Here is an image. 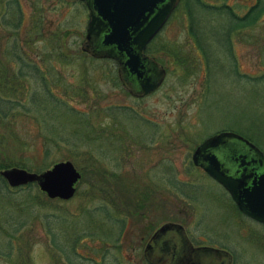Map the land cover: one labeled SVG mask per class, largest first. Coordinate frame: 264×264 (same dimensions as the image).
Returning a JSON list of instances; mask_svg holds the SVG:
<instances>
[{"label": "rangeland", "instance_id": "rangeland-1", "mask_svg": "<svg viewBox=\"0 0 264 264\" xmlns=\"http://www.w3.org/2000/svg\"><path fill=\"white\" fill-rule=\"evenodd\" d=\"M18 1L23 18L15 38L0 22V58L7 57L2 46L14 39L36 60L45 74L43 85L58 103L44 97L33 76H19L20 64L0 60V88L22 106L15 116L24 115L2 124L12 127L23 146L2 141L0 148L7 146L0 156L19 158L34 172L69 160L81 179L67 200L45 196L48 201H42L34 183L28 190L0 193V264L140 263L130 257V240L176 213L188 233L231 249L234 264H264V229L238 212L227 192L190 161L196 145L226 128L264 155V11L253 25L231 34L228 53L224 35L212 26L225 24L224 17L191 0L193 15L212 24L206 62L178 2L147 46L164 68V78L158 88L134 97L119 84L112 60L81 50L87 20L82 2ZM202 1L237 15L264 5V0ZM98 162L108 172L127 176L132 186L148 188L146 208L133 206L141 196L132 186L127 189L131 205L126 195L117 194L119 186L99 189L104 180L86 174ZM157 203L164 206L162 216L149 210Z\"/></svg>", "mask_w": 264, "mask_h": 264}, {"label": "water", "instance_id": "water-1", "mask_svg": "<svg viewBox=\"0 0 264 264\" xmlns=\"http://www.w3.org/2000/svg\"><path fill=\"white\" fill-rule=\"evenodd\" d=\"M81 1L87 10L81 50L95 58L115 60L121 83L128 86L130 74L139 95L157 88L165 72L152 56L144 54V49L179 0ZM231 145L244 148L236 151ZM190 160L227 192L241 213L264 226V155L255 145L223 130L195 146ZM0 175L10 187L34 183L47 198L60 200L73 196L80 178L69 160L54 162L38 172L15 166L2 168Z\"/></svg>", "mask_w": 264, "mask_h": 264}, {"label": "trees", "instance_id": "trees-1", "mask_svg": "<svg viewBox=\"0 0 264 264\" xmlns=\"http://www.w3.org/2000/svg\"><path fill=\"white\" fill-rule=\"evenodd\" d=\"M190 3H191V0H179L178 7L177 6L176 7L178 9H180V11H182L184 16L187 18L189 33L192 32V35L195 39L196 47H198L202 51V53L204 54V59L207 62L206 50H207L208 45L210 44L209 42L212 41V38H213L212 35H214L212 30L210 31V27H211L210 25H212V24L209 25L206 23L205 19H203V18L200 19V17L193 15ZM192 3L199 5L200 7H202V6L203 7H209L210 11H213V12L217 13L218 15H220L221 17H224L225 24L222 23V26H221L217 22L212 26L214 28H219L220 32L224 35L225 43H227V52L228 53L229 52L231 53V49H230L231 42L229 39L231 34L238 31L241 28H245V27H249V26L253 25L254 22L256 21L257 17L259 16V14L262 11H264V5L259 6V4H256L255 7H250L242 15H237V14L233 13L231 10H229L224 5L223 6H221V5L213 6L209 3L203 2L202 0H193ZM0 5H1V11H2V12H0V14H1L0 15V22H2V25H4L5 28L9 27L10 29H12L13 36L15 38V33L18 31V26L21 23V20L23 18V12L20 9L19 1L18 0H0ZM199 20L201 23L199 22ZM205 28H206V34L205 35L204 34L199 35V32L201 30H204ZM209 35H211V38H209ZM210 39H211V41H210ZM28 41H30V43H31L30 39ZM203 41H206V43H204ZM218 45L221 46L219 43H218ZM0 46H1V41H0ZM147 48H146V52L148 54H152L153 52L151 51V53H150ZM1 50L5 51V55L7 57H6V59L0 58V60H4V62L7 61L9 63L11 61H15L18 64H20L21 68L18 71L19 76H22V77H25L27 75L33 76L35 79H37V81H39V84L41 85V89L44 93V97L46 99L49 98L50 100H55L56 103H58V101L53 96H51L49 94V92H48L49 87L46 85L45 86L43 85L44 81H45L44 80L45 74L43 71H41L39 69L38 65L36 63H34V62H36V60L34 59V61H33L27 52L21 51L22 49L16 45L14 39H12L11 44L7 45V43H6L4 46H2ZM173 53H174V56L177 57V59H181V60L185 59V58L181 57L182 54H178L177 52H173ZM40 54H42V52ZM152 56L159 62V60L156 58V56H154V55H152ZM3 66H5V64H3ZM116 77H117V73H116ZM262 78H264V74H263ZM117 80L120 84V80L118 79V77H117ZM20 94H22V92H20ZM19 106H21V105L17 101H14L13 98L7 96L6 92H2V90L0 88V126L2 127L1 128L2 130H0V142L1 143H2V141H4V144H6L7 140H15V142L17 144H19V142H18L19 138L16 135V133H14L12 127L5 125L4 129H3V125H2L3 123L6 124L8 122L15 121V119L18 115L24 117L23 114H17L15 116V114L17 113L16 110ZM21 109H22V106H21ZM226 129L230 130L229 128H226ZM220 130H225V129H220ZM234 132H236V131H234ZM19 145L23 146V143H20ZM6 146L7 145H4L2 148H0V151H1V149H5ZM8 160H9L8 155L0 156V169L12 167V166L22 167V168H26L28 170L30 169L28 166H26V163H24L22 160H19V158H18V160H11V161H8ZM91 163H92V161H91ZM39 165L44 167L45 165H47V163H45V161L42 158ZM93 168H95V169H93ZM90 169H89L90 171H87L86 174L91 176V180H94L96 182H98V180L100 178L102 180H104L103 182H100L103 185H101V187L99 189H103L105 187V185H109V184L113 183L111 185V188L114 187V189H115L116 186H119L120 192L117 191V194L118 195L120 194L122 197L126 195L127 201H128L127 204H130V205L132 204L131 203V197H130V199L128 198L129 194L132 195L131 194L132 192L127 191V189H129L132 185H131V181L127 178V176L122 175V174L121 175L115 174L113 172H108V171H106V169L101 167L99 162L96 166H94V164H91ZM80 174H81V172H80ZM171 181H172V178H168L167 182L170 183ZM31 185H32V183H27V184L19 185L16 187H10L7 185L5 180L0 175V193L1 192L6 193L7 191L9 192L10 189L13 190V189H25L26 188L28 190L31 187ZM173 185H175L174 182H172V186ZM181 185H182V183H181ZM89 187L91 190H94V191L97 190V189H94L91 185H89ZM109 187H110V185H109ZM131 188L135 189L133 191L135 196L136 195L141 196L137 199L136 203H134L133 206H135L136 209H143V207L146 208L144 206L145 202H146L145 193L146 192L151 193V192H149V189L146 187H142V186L140 188H137L136 186H132ZM114 192L116 194L115 190H114ZM36 195L40 196L42 201H44V202L48 201L47 198L45 197V195L43 194V192L37 191ZM53 200H58V199H53ZM101 209H103V208H101ZM104 212L106 214L105 210H104ZM46 215L47 214H44V217H45L44 218V220H45L44 221L45 222L44 227H45L47 234H48V231L50 230V228L47 226L46 220H48V217ZM57 219H58V216L55 215V216H53L52 220H57ZM22 222H19L18 224L21 225ZM116 224H117V227H118V225L121 226L122 221L120 219H116Z\"/></svg>", "mask_w": 264, "mask_h": 264}, {"label": "flooded vegetation", "instance_id": "flooded-vegetation-1", "mask_svg": "<svg viewBox=\"0 0 264 264\" xmlns=\"http://www.w3.org/2000/svg\"><path fill=\"white\" fill-rule=\"evenodd\" d=\"M79 1L82 2L81 0ZM158 32L146 44L144 49L145 55L150 56V54L146 52V48L158 34ZM111 60L116 64L117 73V62L113 59ZM132 78L133 77L129 74L127 79L129 87L123 85L121 81L120 84L130 95L134 97L145 96L138 94L137 85H134L135 80H133ZM237 146L235 148L232 145L229 147L235 149L236 151H242V148H244L240 145V147ZM150 206L151 208H149V210L155 209V211L153 212H155L157 216L164 215V210L161 209L164 207L162 204H155L154 206L157 208L153 207V205ZM238 212L240 211L238 210ZM185 215L188 216V214ZM170 216L177 220L169 219ZM169 217L153 227H145L143 231L144 233L137 236L134 241L130 240V242L128 243L130 244V257L135 256L139 257L140 259V263L136 264H234L235 259L233 258L231 249L222 246H215V244H209L203 236L197 235V237L193 236L196 235L194 233H188L182 224L184 218H180V215H178L177 213L172 215L170 214ZM249 219L253 220L251 218ZM255 222L264 229V226L260 222ZM164 224H166V226L161 228V226H163ZM112 238L113 237L110 236V240ZM110 240H108L107 243Z\"/></svg>", "mask_w": 264, "mask_h": 264}]
</instances>
